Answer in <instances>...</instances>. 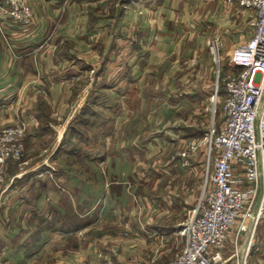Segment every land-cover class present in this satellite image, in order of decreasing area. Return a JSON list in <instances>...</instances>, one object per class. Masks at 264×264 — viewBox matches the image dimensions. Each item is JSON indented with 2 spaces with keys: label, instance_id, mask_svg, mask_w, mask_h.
Instances as JSON below:
<instances>
[{
  "label": "crops",
  "instance_id": "obj_1",
  "mask_svg": "<svg viewBox=\"0 0 264 264\" xmlns=\"http://www.w3.org/2000/svg\"><path fill=\"white\" fill-rule=\"evenodd\" d=\"M26 1L31 27L0 29V131L26 127L0 187V264H169L194 210V192L183 204L170 184L202 171V150L189 166L180 153L208 127L206 41L220 37L227 58L250 13L212 0ZM84 110L100 128L75 131ZM254 235L251 263L264 264V222Z\"/></svg>",
  "mask_w": 264,
  "mask_h": 264
},
{
  "label": "built area",
  "instance_id": "obj_2",
  "mask_svg": "<svg viewBox=\"0 0 264 264\" xmlns=\"http://www.w3.org/2000/svg\"><path fill=\"white\" fill-rule=\"evenodd\" d=\"M212 1L249 12L250 34L228 52V68L222 67L220 37L206 41L213 65L208 127L180 153L181 165L189 166L187 158L203 151L204 187L179 231L185 245L169 264H252L251 239L264 222V0ZM5 18L28 28L33 11L26 0H0V29ZM25 137L23 124L1 129L0 187L8 163L21 164ZM244 233L249 235L242 247Z\"/></svg>",
  "mask_w": 264,
  "mask_h": 264
},
{
  "label": "rangeland",
  "instance_id": "obj_3",
  "mask_svg": "<svg viewBox=\"0 0 264 264\" xmlns=\"http://www.w3.org/2000/svg\"><path fill=\"white\" fill-rule=\"evenodd\" d=\"M111 1H119V2H122L123 0H111ZM213 38V37H212ZM211 39V38H210ZM222 67L224 68H228V64H227V58H224L222 57ZM212 64V63H211ZM213 78V77H212ZM105 94L103 93V95H101V97L103 98ZM92 98H90L91 100ZM209 105V103H208ZM88 113L84 110L83 113L80 115L79 117V122L78 124L76 125V127L74 128L75 131H77L78 133H88V132H92V130L94 129H97V128H100L99 125L97 124H90V123H87L85 124L84 121L82 120L83 117L87 116ZM221 119V111H220V103H218L217 105V114H216V122H219ZM76 123L72 124V127L70 128H73V126L75 125ZM201 152V151H200ZM199 152V153H200ZM201 167H202V171H201V177H197L196 175H192L193 176V179L194 181H173L174 185L173 184H170L171 186H174L176 188V193L177 194H180L181 193V196H178L177 199H182V203L184 204V199L186 196H188L190 194L189 191H193V195H194V201H193V206L192 208L194 209L197 205V201L200 197V194H201V191L204 187V180H205V164H204V157H203V160H202V163H201ZM185 168H188V167H185ZM176 169V168H175ZM175 170L172 171V173L174 172ZM158 172L156 171H153V174H151L152 176H155L157 175ZM181 197H184L181 198ZM178 203V201H177ZM191 207V206H190ZM192 209V210H193ZM185 242H186V237L183 236V244L181 243V240L180 242H178V248L177 249H174L172 251V253L170 254V260L174 259L175 258V255L178 254L179 252H181V250L183 249L184 245H185ZM183 246V247H182ZM155 264V263H154ZM161 264V263H160Z\"/></svg>",
  "mask_w": 264,
  "mask_h": 264
}]
</instances>
